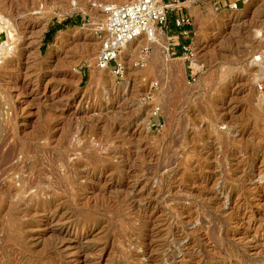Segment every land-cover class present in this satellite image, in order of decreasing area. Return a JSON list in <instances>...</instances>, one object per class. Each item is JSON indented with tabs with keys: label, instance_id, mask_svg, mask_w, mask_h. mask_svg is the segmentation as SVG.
<instances>
[{
	"label": "rangeland",
	"instance_id": "rangeland-1",
	"mask_svg": "<svg viewBox=\"0 0 264 264\" xmlns=\"http://www.w3.org/2000/svg\"><path fill=\"white\" fill-rule=\"evenodd\" d=\"M128 1L0 0V264H264V0H185L190 53L173 12L104 74Z\"/></svg>",
	"mask_w": 264,
	"mask_h": 264
},
{
	"label": "built area",
	"instance_id": "built-area-1",
	"mask_svg": "<svg viewBox=\"0 0 264 264\" xmlns=\"http://www.w3.org/2000/svg\"><path fill=\"white\" fill-rule=\"evenodd\" d=\"M184 2L185 0H133L108 6L105 10L106 20L99 31L102 36L96 59L97 67L117 76L122 75L124 67L118 58L124 46L140 37L152 40L158 33L165 36L171 32L170 14L173 12H176V17L172 24L179 29V33L174 35L178 40L168 44V54L177 56V48L184 54L190 53V46L186 42L192 33L193 20L190 15L182 12ZM180 38L183 42H179Z\"/></svg>",
	"mask_w": 264,
	"mask_h": 264
},
{
	"label": "bare ground",
	"instance_id": "bare-ground-1",
	"mask_svg": "<svg viewBox=\"0 0 264 264\" xmlns=\"http://www.w3.org/2000/svg\"><path fill=\"white\" fill-rule=\"evenodd\" d=\"M131 1H133V0H131ZM121 2V1H120ZM2 5V4H1ZM108 7V6H107ZM106 7V8H107ZM13 8V7H12ZM16 25V24H15ZM11 30V29H10ZM161 34H159L158 33V35L157 36H155L152 40H149V39H147L146 37H140V38H138V39H136V40H134L133 42H130V43H128L127 45H125L124 46V48H123V51L121 52V54H120V56H119V58H118V60H119V62L120 63H122V55H123V53H125V52H128V51H130V49H131V47L132 46H134V45H136L137 43H139L141 40H145L147 43H153L154 45L156 44L157 45V48H159L160 46H162L163 44H162V42L160 41V40H158L157 38L160 36ZM165 42V41H164ZM138 45V44H137ZM141 45V44H140ZM165 45H167V44H165ZM164 45V46H165ZM135 47V46H134ZM167 47V46H166ZM1 48V47H0ZM196 48V47H195ZM138 49V48H137ZM136 49V50H137ZM12 50V49H11ZM197 52V51H196ZM9 53V52H8ZM168 57V56H167ZM256 64H258V65H260V66H262L263 65V62H264V51L263 52H261L260 53V55H259V57H258V60H256V61H254ZM255 64V65H256ZM127 69V68H126ZM10 70V69H9ZM110 71L109 70H103L102 71V73H109ZM5 86V85H4ZM7 91V90H6ZM260 99L262 100V102H264V95H262L261 97H260ZM5 105H3V107H4ZM2 107V106H1ZM2 107V108H3ZM8 107V106H7ZM7 111V110H6ZM1 137V136H0ZM3 144V143H2ZM17 145V144H16ZM18 149V148H17ZM9 151V150H8ZM15 151V150H14ZM5 157V156H4ZM7 157V156H6ZM10 157V156H9ZM11 158V157H10ZM9 159V158H8ZM6 161H7V158H6ZM5 162V161H4ZM4 163H2L1 165H3ZM2 168V167H1ZM180 193V192H179ZM188 218V217H187Z\"/></svg>",
	"mask_w": 264,
	"mask_h": 264
},
{
	"label": "trees",
	"instance_id": "trees-1",
	"mask_svg": "<svg viewBox=\"0 0 264 264\" xmlns=\"http://www.w3.org/2000/svg\"><path fill=\"white\" fill-rule=\"evenodd\" d=\"M69 23H70V21L68 20V21L64 22L61 26L68 25ZM61 28L62 27H59L58 29H61ZM52 34H53V32L47 34L46 41H49L50 40Z\"/></svg>",
	"mask_w": 264,
	"mask_h": 264
},
{
	"label": "crops",
	"instance_id": "crops-1",
	"mask_svg": "<svg viewBox=\"0 0 264 264\" xmlns=\"http://www.w3.org/2000/svg\"><path fill=\"white\" fill-rule=\"evenodd\" d=\"M131 1V0H130Z\"/></svg>",
	"mask_w": 264,
	"mask_h": 264
}]
</instances>
